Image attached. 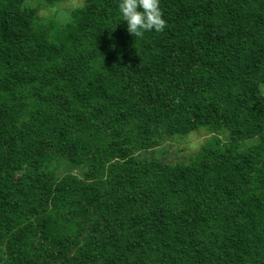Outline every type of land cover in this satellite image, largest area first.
I'll return each instance as SVG.
<instances>
[{
	"label": "trees",
	"instance_id": "16d2710c",
	"mask_svg": "<svg viewBox=\"0 0 264 264\" xmlns=\"http://www.w3.org/2000/svg\"><path fill=\"white\" fill-rule=\"evenodd\" d=\"M62 1L0 0V264H264V0H161L141 37Z\"/></svg>",
	"mask_w": 264,
	"mask_h": 264
},
{
	"label": "rangeland",
	"instance_id": "374dc122",
	"mask_svg": "<svg viewBox=\"0 0 264 264\" xmlns=\"http://www.w3.org/2000/svg\"><path fill=\"white\" fill-rule=\"evenodd\" d=\"M85 0H63L50 6H44L39 10V15L43 18L49 17L58 22H64L69 19L71 11L81 6ZM207 138L203 130H195L183 135L165 136L160 143L148 155H154L156 158H163L167 162L174 163L178 161H187L189 154L196 151L202 142ZM71 171L78 172L74 165L64 162L57 170V175Z\"/></svg>",
	"mask_w": 264,
	"mask_h": 264
},
{
	"label": "clouds",
	"instance_id": "9594fccd",
	"mask_svg": "<svg viewBox=\"0 0 264 264\" xmlns=\"http://www.w3.org/2000/svg\"><path fill=\"white\" fill-rule=\"evenodd\" d=\"M160 4L161 0H118L120 21H126L127 31L134 37L162 32L167 20Z\"/></svg>",
	"mask_w": 264,
	"mask_h": 264
}]
</instances>
